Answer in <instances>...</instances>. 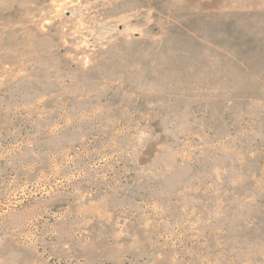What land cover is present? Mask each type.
<instances>
[{
	"label": "rangeland",
	"instance_id": "obj_1",
	"mask_svg": "<svg viewBox=\"0 0 264 264\" xmlns=\"http://www.w3.org/2000/svg\"><path fill=\"white\" fill-rule=\"evenodd\" d=\"M0 264H264V0H0Z\"/></svg>",
	"mask_w": 264,
	"mask_h": 264
}]
</instances>
